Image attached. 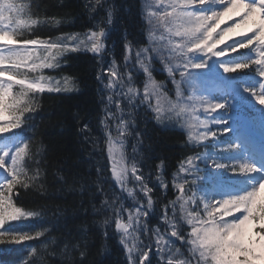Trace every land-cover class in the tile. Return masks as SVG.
<instances>
[{
  "label": "snow or ice",
  "instance_id": "1",
  "mask_svg": "<svg viewBox=\"0 0 264 264\" xmlns=\"http://www.w3.org/2000/svg\"><path fill=\"white\" fill-rule=\"evenodd\" d=\"M82 7L90 25L83 31L24 38L22 33L34 25L60 26L65 21L33 18L40 10L35 0H0V244L18 246L23 257L19 264H51L57 255L59 264H101L99 259H89L90 229L62 231L67 219L41 230H19L12 223L43 220L42 211L20 202V190L40 184L46 172L43 141L35 140L37 96L45 91L59 95L79 90L73 77L56 80L43 72L61 68L70 54H90L101 85L97 91L107 101L99 119L104 146L99 136L91 135L88 123L78 131L101 153L106 148L111 169L108 177L97 168L103 180L88 193L90 202L99 200L98 205L91 204V214L104 217L97 229L102 241L99 255L109 250L111 242L121 254L114 264H264V153L250 158L247 137L231 114L241 103L255 107L246 96L264 106V0H142L140 15L147 24L149 44L129 39L125 28L122 63L114 54L115 46L106 42L121 19V10L131 15L134 5L84 0ZM226 19L231 24L221 27ZM158 30L167 35L157 37ZM156 59L175 86V101L162 91L164 83L154 78ZM209 71L230 79L215 91L198 86L195 77ZM140 72L142 84H138ZM248 79L253 82L246 83ZM141 108L143 117L157 123L182 122L187 130L185 147L204 148L177 162L171 178L174 199L167 197L163 158L155 164V183L153 169L144 171L150 157L138 152L142 131L135 132L131 157L126 154L125 143L133 135L130 128ZM199 109L206 118H199ZM259 111L264 113V107ZM209 138L211 151L201 143ZM237 180L247 187L237 190L233 186ZM157 189L166 201L161 209L154 198ZM80 194L84 195L83 185ZM81 208L87 216L83 201ZM53 230L62 231V239L53 241L63 245L59 253L55 248L50 251L48 244L37 246Z\"/></svg>",
  "mask_w": 264,
  "mask_h": 264
},
{
  "label": "trees",
  "instance_id": "2",
  "mask_svg": "<svg viewBox=\"0 0 264 264\" xmlns=\"http://www.w3.org/2000/svg\"><path fill=\"white\" fill-rule=\"evenodd\" d=\"M83 2L84 0H63V5L59 6L61 0H35L40 10L38 17L33 18L55 17L63 19L65 23L60 26L34 25L33 30H25L22 33L23 37L47 39L68 32L83 31L90 26L82 7ZM116 3L134 5L131 15L121 10V19L117 22L111 38L106 42L109 46H115L114 54L122 63L121 53L125 28L130 33L129 39H134L143 46L148 43L146 41L147 24L140 15L142 0H116ZM67 21H72V23L69 24ZM37 51L39 52V47ZM109 59L108 56H105L106 61ZM105 67H107V63ZM96 71V62L90 54H70L66 62H62L61 68L55 71L44 70V75L55 77L56 80H62L64 76L73 77L79 90L59 95L45 91L37 96L39 109L34 114L33 120L38 129L35 140L43 141L46 150L43 167L46 172L40 184L29 190H20V202L29 209L42 211L43 220L17 221L15 227L19 230H41V226L50 228L51 222L55 220H59L63 224L67 219V226L62 231L74 229L83 232L85 228L90 229L87 231L89 242L92 245L90 260L95 258L99 259L101 264H114L121 254L113 250L111 242L108 244L109 250L99 255L102 241L97 229L99 228L98 222L102 221L104 217L91 214V204L98 205L99 200L90 202L88 195L90 191L95 190L96 182L103 180V176L97 175V168H103L104 175L109 177L107 151L105 148V151L101 153L98 148H93L92 143L86 141L78 131L83 123H88L92 129L91 135L99 136L100 144L104 146L99 119L104 115L101 109L107 101L106 95L102 100L101 93L97 91L101 85L96 80ZM153 74L157 76V79H162L163 73L155 70ZM29 75L36 74L30 73ZM113 111H115L114 107ZM135 121L138 132L144 133L138 152L150 157L145 161L144 171L147 173L150 167L153 169L152 182L155 183V164L159 162L160 158H163L167 165L165 171V178L169 185L167 197L172 199L171 179L168 175L176 170L177 162L181 158L196 149L190 145L185 147L184 133L181 130L163 129L157 126L152 118L143 117V108L137 111ZM26 135H30V133H26ZM129 140V138L126 140L128 146H130ZM59 176H63L64 180H60ZM81 185L84 186L83 196L80 194ZM105 187H108L107 183H105ZM154 198L157 199V209H161L166 201L158 189ZM82 201L84 207L89 210L87 216L82 215ZM62 231L48 232L44 238L38 241L37 246L48 244L50 251L55 248L59 253V249L63 245L57 246L53 244V241L62 239ZM21 258L18 246H0V264H19ZM59 260L60 256L57 255L51 264H59Z\"/></svg>",
  "mask_w": 264,
  "mask_h": 264
},
{
  "label": "rangeland",
  "instance_id": "3",
  "mask_svg": "<svg viewBox=\"0 0 264 264\" xmlns=\"http://www.w3.org/2000/svg\"><path fill=\"white\" fill-rule=\"evenodd\" d=\"M167 35L166 33H163V30H158L156 33H155V35L157 36V37H160L161 35ZM177 75H179L178 73H177ZM165 84H166V86L168 85V82H165ZM201 86V85H200ZM176 100V99H175ZM186 119H191V117H185ZM172 123H175V120H173V121H171V122H167V123H164L163 125H172ZM180 127H181V125H180ZM182 128V127H181ZM184 130H185V132H186V134H187V130L185 129V128H183ZM197 130H199V129H197ZM131 242V241H130ZM257 264H259V262H257Z\"/></svg>",
  "mask_w": 264,
  "mask_h": 264
},
{
  "label": "bare ground",
  "instance_id": "4",
  "mask_svg": "<svg viewBox=\"0 0 264 264\" xmlns=\"http://www.w3.org/2000/svg\"><path fill=\"white\" fill-rule=\"evenodd\" d=\"M139 76L141 77V80L138 81V82L142 83V75L140 74ZM173 172H174V171H173ZM173 172H172V173H173ZM172 173H169V175H168V176H170V179L172 178Z\"/></svg>",
  "mask_w": 264,
  "mask_h": 264
}]
</instances>
